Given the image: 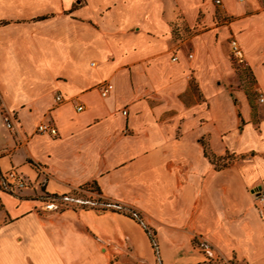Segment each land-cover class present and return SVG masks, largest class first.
<instances>
[{
    "label": "crops",
    "instance_id": "0c3cea01",
    "mask_svg": "<svg viewBox=\"0 0 264 264\" xmlns=\"http://www.w3.org/2000/svg\"><path fill=\"white\" fill-rule=\"evenodd\" d=\"M221 2L0 0V171L29 182L0 190V264H264V0ZM94 182L159 257L136 220L44 198Z\"/></svg>",
    "mask_w": 264,
    "mask_h": 264
},
{
    "label": "built area",
    "instance_id": "2783aa9c",
    "mask_svg": "<svg viewBox=\"0 0 264 264\" xmlns=\"http://www.w3.org/2000/svg\"><path fill=\"white\" fill-rule=\"evenodd\" d=\"M240 1H243V0H240ZM216 3L218 5L222 4L221 0H216ZM231 51H232V56L234 57V59L237 62L242 64L244 62V54H243V51H242L240 44L238 43V41L236 39H232V41H231ZM190 57H192V56L190 55ZM113 89H114L113 84L106 83L101 87V95L103 97H107ZM57 101L62 102L63 97L61 95H59L57 97ZM260 101L262 103H264V97H260ZM76 109L78 111H83L84 106L83 105H77ZM124 113L126 114V112H124ZM17 120H18L17 115H15L14 113L6 112V111L3 113V122L9 130L14 129L15 124L18 122ZM37 131L41 134H49L53 137H56L59 134L57 128L54 127L50 123L40 124L37 128ZM37 168L42 173L45 172L43 167L39 166ZM1 178L5 182L6 188L12 192L24 190L29 185L28 180L18 171L17 168H14V167L11 168L6 173H3V174L1 173ZM257 204L259 205V207L262 210H264V190H261L257 194Z\"/></svg>",
    "mask_w": 264,
    "mask_h": 264
},
{
    "label": "rangeland",
    "instance_id": "374dc122",
    "mask_svg": "<svg viewBox=\"0 0 264 264\" xmlns=\"http://www.w3.org/2000/svg\"><path fill=\"white\" fill-rule=\"evenodd\" d=\"M230 52H231V47H230ZM234 63L240 80L242 82L245 81V83L248 86H251L253 80L247 68L244 67L243 64L238 63L235 59H234ZM0 190L7 191L5 182L2 180L1 177H0ZM68 196L70 198L58 199L45 194L44 198L46 201L52 202L58 208L57 209L58 211L66 208H75V209L85 208V209H96V210H102L103 208H105V205L97 203V200L100 198L97 195V192H95L93 189L91 191L79 189L71 192L70 194H68ZM194 247L201 254H205L206 251L205 247L200 245L198 241H195ZM211 259L212 260L210 262H207L205 264H247L246 260H238L236 257L233 260H230L229 262H225L223 259H220L218 256L211 257Z\"/></svg>",
    "mask_w": 264,
    "mask_h": 264
},
{
    "label": "trees",
    "instance_id": "16d2710c",
    "mask_svg": "<svg viewBox=\"0 0 264 264\" xmlns=\"http://www.w3.org/2000/svg\"><path fill=\"white\" fill-rule=\"evenodd\" d=\"M205 154H206V156L210 157L213 160V162L216 164V167L218 169H222V168H225L228 166V164L226 162L221 163L220 162L221 160L218 161L214 157H212L207 148L205 150ZM0 177H1V171H0ZM92 189L95 192L99 191V188L95 182L81 187V190L91 191ZM50 196L53 198H58V199L59 198L60 199L70 198L68 195H63V196L50 195ZM97 203L105 205V208H103L102 210H111L114 212L122 213V214L136 220L139 224L143 225L146 232L148 233V235L150 237V240H151V243H152L153 248L155 250V253H156L157 257H159V249H158V243H157V239H156V233L144 223L143 218L141 217V215L136 210H134L132 208L125 207L119 203H113L111 201H107V200H103V199H98Z\"/></svg>",
    "mask_w": 264,
    "mask_h": 264
}]
</instances>
